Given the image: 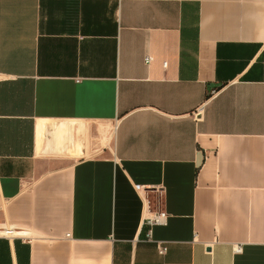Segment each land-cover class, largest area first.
Wrapping results in <instances>:
<instances>
[{"label":"crops","instance_id":"0c3cea01","mask_svg":"<svg viewBox=\"0 0 264 264\" xmlns=\"http://www.w3.org/2000/svg\"><path fill=\"white\" fill-rule=\"evenodd\" d=\"M0 264H264V0H0Z\"/></svg>","mask_w":264,"mask_h":264},{"label":"built area","instance_id":"2783aa9c","mask_svg":"<svg viewBox=\"0 0 264 264\" xmlns=\"http://www.w3.org/2000/svg\"><path fill=\"white\" fill-rule=\"evenodd\" d=\"M148 60H150V57L146 58V61H148ZM77 80L80 81V78H78ZM135 189L145 196L147 203H148L149 201L146 197V190L149 188L146 186L137 184L135 186ZM167 220H168V213L166 211H164V210L149 211V213H147V215H146V220H145L146 224L149 227L147 236L148 237L151 236V227L153 225L166 224ZM235 250H236V252H240L242 250V246L241 245L235 246ZM158 252L160 255H165L168 252V245L163 243V242H160L158 244Z\"/></svg>","mask_w":264,"mask_h":264},{"label":"trees","instance_id":"16d2710c","mask_svg":"<svg viewBox=\"0 0 264 264\" xmlns=\"http://www.w3.org/2000/svg\"><path fill=\"white\" fill-rule=\"evenodd\" d=\"M209 96H210V94L207 95V97H209Z\"/></svg>","mask_w":264,"mask_h":264},{"label":"bare ground","instance_id":"6f19581e","mask_svg":"<svg viewBox=\"0 0 264 264\" xmlns=\"http://www.w3.org/2000/svg\"><path fill=\"white\" fill-rule=\"evenodd\" d=\"M7 231V230H6ZM9 232H12V231H9ZM3 233H5V232H3Z\"/></svg>","mask_w":264,"mask_h":264}]
</instances>
